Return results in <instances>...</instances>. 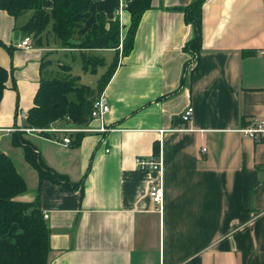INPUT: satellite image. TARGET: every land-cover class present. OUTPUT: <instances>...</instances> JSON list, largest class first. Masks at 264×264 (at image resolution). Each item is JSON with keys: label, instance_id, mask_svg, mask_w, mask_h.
Masks as SVG:
<instances>
[{"label": "crops", "instance_id": "obj_1", "mask_svg": "<svg viewBox=\"0 0 264 264\" xmlns=\"http://www.w3.org/2000/svg\"><path fill=\"white\" fill-rule=\"evenodd\" d=\"M193 1L154 0L131 53L96 50L103 64L95 71L84 67L87 52L65 47L51 32L53 24L38 40L22 29L31 13L15 19L0 10V65L10 72L0 153L27 184L17 200L39 202L51 233L48 264H264V143L239 132L249 118L264 117V0H206L199 60L186 48L195 29L184 9ZM123 4L94 1L75 42L99 14L128 26ZM44 6L51 10V0ZM26 37L30 48H20ZM116 61L104 90L111 106L104 124L116 131L71 134L69 145L63 134L26 131L37 129L27 119L43 81L74 77L95 89ZM90 72L97 81L83 84ZM188 107L194 116L185 123ZM101 124L89 117L52 127ZM14 132L76 187L40 184L24 149L13 145ZM151 157L162 158V173L138 169V158ZM159 184L161 211L150 197Z\"/></svg>", "mask_w": 264, "mask_h": 264}, {"label": "trees", "instance_id": "obj_2", "mask_svg": "<svg viewBox=\"0 0 264 264\" xmlns=\"http://www.w3.org/2000/svg\"><path fill=\"white\" fill-rule=\"evenodd\" d=\"M94 1L97 0H51L53 6L48 10L44 6V0H0V10L15 19L31 13L22 29L26 35L35 34L38 40L53 22L54 35L65 47L87 52L83 54L84 67L95 71L103 62L96 59L97 56L92 52L119 49L122 45L123 55L131 53L142 17L153 8L154 0H127L125 11L130 15V24L123 26L127 36L122 44L120 18L108 21L102 14L98 15L93 27L76 43V35L90 17ZM205 2L206 0H194L184 9L186 21L195 29V36L186 48L197 60L202 50ZM0 45H3L1 41ZM116 67L117 61L110 66L95 89L79 85L78 79L74 77L43 81L35 96L34 107L28 114L29 128L48 129L64 120L84 124L85 119L91 117L93 99L104 92ZM9 77L10 72L0 65V108ZM78 136L76 144L79 142ZM13 145L24 149L26 161L39 173L40 184L49 181L68 188L76 187L68 177L46 165L22 132H14ZM27 191V184L18 173L14 161L0 153V264H48L51 233L39 202L17 200ZM14 229L17 231L13 234ZM12 235L14 237L11 239Z\"/></svg>", "mask_w": 264, "mask_h": 264}, {"label": "built area", "instance_id": "obj_3", "mask_svg": "<svg viewBox=\"0 0 264 264\" xmlns=\"http://www.w3.org/2000/svg\"><path fill=\"white\" fill-rule=\"evenodd\" d=\"M127 0H124V4L119 10L120 16L126 9ZM31 39L26 37L25 40L19 44L20 48H30ZM111 111V106L109 99L106 93H102L92 103L91 117L93 119H98L101 121L100 128H57L50 127L48 129H27L28 132H39V133H56L65 135L62 142L64 144H71L72 138L69 136L75 133H106L110 131H116L114 128H109L104 124L105 118ZM194 116V108L188 107L185 112L182 114V120L187 123L192 120ZM239 132L256 143H264V117H253L249 118L246 125L242 126ZM163 133V131L161 132ZM203 151H206L204 149ZM138 169L146 171H156L162 173L163 170V161L161 157H151V158H138L136 161ZM150 197L152 201L159 206L161 211L164 203V187L162 184L152 187L150 190ZM47 217V216H45Z\"/></svg>", "mask_w": 264, "mask_h": 264}, {"label": "rangeland", "instance_id": "obj_4", "mask_svg": "<svg viewBox=\"0 0 264 264\" xmlns=\"http://www.w3.org/2000/svg\"><path fill=\"white\" fill-rule=\"evenodd\" d=\"M51 24H53V22H51ZM52 32V30H51ZM126 36H127V31H124L123 27H121V36H120V41H121V44L122 42L126 39ZM122 46V45H121ZM96 58V57H95ZM98 59V58H96ZM80 60V58H79ZM80 62H76V63H73V72H75V74H78L80 72V69H81V65H80ZM100 69L99 67L97 68V70ZM96 74V73H95ZM98 77L97 75H94L92 72H90L86 77H84L83 79V84H88L90 83L91 81H97Z\"/></svg>", "mask_w": 264, "mask_h": 264}]
</instances>
